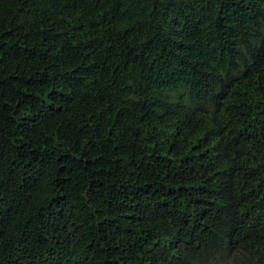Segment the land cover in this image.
Listing matches in <instances>:
<instances>
[{"label":"trees","instance_id":"1","mask_svg":"<svg viewBox=\"0 0 264 264\" xmlns=\"http://www.w3.org/2000/svg\"><path fill=\"white\" fill-rule=\"evenodd\" d=\"M0 264H264V0H0Z\"/></svg>","mask_w":264,"mask_h":264}]
</instances>
